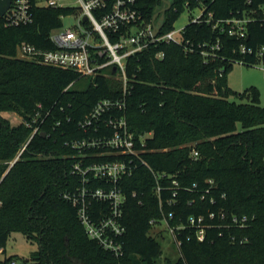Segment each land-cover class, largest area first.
Wrapping results in <instances>:
<instances>
[{"label":"trees","instance_id":"1","mask_svg":"<svg viewBox=\"0 0 264 264\" xmlns=\"http://www.w3.org/2000/svg\"><path fill=\"white\" fill-rule=\"evenodd\" d=\"M172 4L161 34L174 28L185 9L205 8L204 15L212 12L214 21L189 23L183 44L155 45L129 61L127 112L138 142L146 136L144 159L181 185L178 204L169 207L164 202V210L174 212L175 221L185 225L179 235V259L172 264H264V106L257 95L231 101L227 81L236 62L264 63V0ZM163 5L162 0L144 1L147 23H153ZM76 12L40 8L32 24L16 27L0 17V249L5 251L12 234L20 233L38 249L30 258H11L10 264H162L161 244L151 223L160 221L162 214L149 169L140 167L124 183L127 231L122 256L89 239L76 209L63 198L77 182L70 174L73 151L66 143L83 136L78 121L98 100L116 97L119 84L99 78L98 86L64 92L77 75L19 57L18 45L52 48L51 32L63 27L62 17ZM244 17L253 18L245 40L214 27L216 20ZM218 42V57H206L203 52ZM243 44L251 52L242 54ZM160 52L164 56L157 59ZM40 103L50 111L42 127L48 135L37 134L15 162L32 130L8 115L31 119ZM169 196L164 192V201ZM192 216L204 217L202 241L196 235L199 228L189 224Z\"/></svg>","mask_w":264,"mask_h":264},{"label":"built area","instance_id":"2","mask_svg":"<svg viewBox=\"0 0 264 264\" xmlns=\"http://www.w3.org/2000/svg\"><path fill=\"white\" fill-rule=\"evenodd\" d=\"M144 1L78 0L79 8L72 14L76 20L75 26L71 29L64 27L54 29L50 34L52 48L41 49L26 42L18 45L19 57L36 60L44 66L74 72L77 75L75 82L90 78L91 85L98 86L97 80L105 78L113 79L119 84L116 97L98 100L78 121L77 129L83 136L66 143L73 151L70 174L77 178V182L63 194L64 200L76 209L78 219L89 239L115 256L124 254V236L127 231L124 223L127 202L124 183L140 167L149 169L153 174L154 191L162 214L160 221L152 220L151 223L155 226L164 224L177 249L182 244L179 235L185 226L184 223L175 221L174 212L167 213L164 210V202L169 207L178 204L181 186L179 181L150 166L142 156L147 152L146 136H142L138 142L128 123V98L132 87L128 74L129 61L155 45L172 43L181 45L185 42L183 37L185 28L179 31L173 28L152 37L153 23H147L144 17ZM46 7L55 9L61 6L58 0H12L3 18L9 27L29 25L34 22L35 10ZM262 8L264 14V5ZM200 10L201 16L192 19L190 23L210 24L214 21L212 12L205 16L206 9ZM252 19L244 17L216 20L214 27L221 26L222 32L226 30L230 37L245 40L248 38L247 26ZM220 49L221 45L218 42L203 54L215 58L218 57L216 51ZM240 52L246 54L251 50L243 44L240 46ZM163 56L164 53L160 52L156 58L162 59ZM75 82L64 92L72 88ZM49 115L50 111H45L40 103L36 106L31 119L19 118V121L32 130V134L21 148L15 162L37 134L45 133L42 127ZM66 118L67 122L71 121L70 116ZM61 124L62 121H59L56 126L59 127ZM56 126H53L54 130ZM192 156L197 158L198 152L193 151ZM165 180L168 183L163 185ZM164 192H170L166 201L163 199ZM133 197H137L136 192L133 193ZM210 217L214 218L215 214L211 213ZM203 220L204 217L189 218V224L199 228L196 234L199 241H202L205 235ZM238 220L234 218L236 224L239 223ZM245 221L246 218H243L242 222Z\"/></svg>","mask_w":264,"mask_h":264},{"label":"rangeland","instance_id":"3","mask_svg":"<svg viewBox=\"0 0 264 264\" xmlns=\"http://www.w3.org/2000/svg\"><path fill=\"white\" fill-rule=\"evenodd\" d=\"M58 2L63 8H79L78 0H58ZM201 13L200 9H195L193 11L185 9L181 17L174 24V30H182L189 25L192 19L200 17ZM75 24L76 20L72 15L63 18V27L65 29H71ZM263 68L264 63L256 66H249L242 62L234 63L227 75V81L232 90L229 99L231 101L240 102L244 97L248 100V97L255 98L257 95L259 102L264 106ZM90 85V78H84L75 82L72 86V90L83 92L87 90ZM8 117L15 123L19 121V117L14 114L10 113ZM148 137L150 138L151 135H148ZM165 228L166 226L164 224H158L152 229V234L154 237H158V241L161 244L162 264H172L179 259V249H177L172 236H170ZM37 249L38 246L36 243H31L20 233H13L8 242L6 254L0 253V264H4L6 260H8V264H10L11 258L16 262L21 258H29L31 257V253Z\"/></svg>","mask_w":264,"mask_h":264},{"label":"water","instance_id":"4","mask_svg":"<svg viewBox=\"0 0 264 264\" xmlns=\"http://www.w3.org/2000/svg\"><path fill=\"white\" fill-rule=\"evenodd\" d=\"M12 0H0V17L3 18L7 10L9 9L11 5ZM164 5L163 7L156 12L154 15L153 20V30H152V37L158 36L165 23H166V14L169 12L172 8V0H162ZM42 136H45V133H42Z\"/></svg>","mask_w":264,"mask_h":264},{"label":"crops","instance_id":"5","mask_svg":"<svg viewBox=\"0 0 264 264\" xmlns=\"http://www.w3.org/2000/svg\"><path fill=\"white\" fill-rule=\"evenodd\" d=\"M38 246V245H37ZM0 250H2V249H0ZM6 252H7V247H6V250L4 251V250H2V253L5 255L6 254ZM34 252V251H33ZM30 258V257H29Z\"/></svg>","mask_w":264,"mask_h":264}]
</instances>
